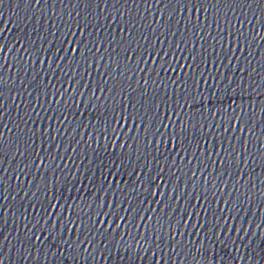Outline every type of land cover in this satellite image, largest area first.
Here are the masks:
<instances>
[{
  "label": "snow or ice",
  "instance_id": "obj_1",
  "mask_svg": "<svg viewBox=\"0 0 264 264\" xmlns=\"http://www.w3.org/2000/svg\"><path fill=\"white\" fill-rule=\"evenodd\" d=\"M81 2L85 5H93L96 0H81ZM224 2L246 3L249 8H252L254 4L258 5L257 23L260 22L261 17H264V0H224ZM169 3L175 4L177 11H169V20H166L162 25L164 31H169L171 27L172 35H176V23L181 20L177 13L180 11L189 13L181 24V39L167 47L166 50L160 47H154L150 51L144 50L143 58L141 59L137 55L135 57L137 63L131 66L128 63L124 64L123 61L130 60L132 57H108L105 60L99 55L93 56L92 48L89 46L91 44L90 34L85 36L87 28L90 27L86 19L78 27L73 24L66 32H62L60 45L46 50L49 56L47 64L43 59L45 50H38L31 44L28 45L25 52L26 59L31 61V53L39 52L40 66L46 67L51 75L59 77L62 74L74 77L78 66H83L87 70H92L95 66L97 75L107 77L102 81L105 86L98 87L96 92L90 93L87 98L82 99L83 92L76 95L75 104L72 106L83 104L89 110H95L97 107L103 108L100 122L96 125L99 132V136L96 138L97 142L102 138L103 143L112 148L116 146L117 141H120V148H124V141L132 139L133 143L137 145V153L132 157L136 165L135 168L132 166L129 154L121 152V156L115 162L109 158L108 163L102 166V168L109 169L106 174L99 168L97 169L100 172V182L97 184L96 180L91 177L94 186H90L94 193L99 192L100 195L91 201L73 202V198L67 194L69 192L68 177H63V174L62 180L50 176L47 182L41 181L36 186L37 191L32 193L33 197L39 196L36 203L40 209H47L45 216L39 217V221H42L43 225H47L49 223L47 217L51 216L53 225L63 221L68 231H72L75 225L76 232L81 235L91 231H96L97 234L101 231L106 233L112 225L114 215L116 227L128 228L130 225L140 227L143 221L144 234L151 233L158 241L157 247H159V242L168 241L170 235L172 242L179 246L180 241L176 240V235H183L182 230L189 227V221L199 218L204 223L193 222L191 227L206 228V239L214 237L217 244L228 247L230 250L235 249L237 252L249 250L250 253H254L252 246L259 240L260 248L258 250L264 251V229L259 233L256 231L260 225L250 227L249 222L241 224L239 220L242 217L237 218V223L233 225L231 216L225 223H221L223 218L219 214L234 212L239 207L238 203L225 199L220 203L219 208H212L208 203L210 191L208 186L211 185L212 189H216V182L221 175L228 174L229 168L240 165L241 153L222 147L219 136L220 125L225 126V133L229 131V125L232 131H235L239 125V130L244 132L245 125L252 124V110L257 107L255 104V100L258 98L257 93H264V81L258 83L251 73L247 78H243L234 76L232 72H216L213 75L211 71L204 69L205 65L211 69L214 64H218L222 68L227 66L235 71L236 65L233 63L236 52L235 45L241 43L240 52L243 53L244 40L248 34L241 32L235 24L232 25L230 31L227 30L229 22L223 17L220 18L219 23H215L218 30L215 36L205 31L213 27V23L209 21H216L215 10L220 0H169ZM209 7L213 10L212 14H209ZM173 16H175V22H171ZM3 31L4 28H0V32ZM184 32L188 34L186 47L183 39ZM193 34L198 38L196 55L192 54L194 51L191 43ZM141 39L145 38L141 37ZM205 39L213 41L215 48L212 45L204 48ZM131 40H134V37L121 39L122 51L130 46L129 41ZM101 43L99 40L96 41L97 52H99ZM106 43H115V40L110 37ZM153 44H156L155 39ZM209 48H211V52H209ZM182 50L186 51L188 55L180 56ZM3 51V47H0V52ZM11 51L9 48L8 52ZM105 52H107V48H105ZM201 53L209 54L201 55ZM149 56H151V60L148 59ZM53 57L56 59L55 66L52 64ZM102 60L103 64H101ZM197 61L199 62L197 63ZM132 71L142 72L145 76L142 83L138 78L134 81L138 86L135 88L132 86L131 75H128ZM239 71L243 73L244 68L241 67ZM82 75L87 77L89 72L85 71ZM162 77L170 78L163 79ZM125 81H127L126 84ZM75 82L76 80H73V83ZM3 83V77L0 76V86ZM56 83H60L59 78ZM150 83L151 88H149ZM33 85H36L33 91L39 93L34 104H38L45 95L49 102H52L53 93L47 91L50 84H45L41 77L39 83L35 79L31 80L28 87ZM66 85L67 81H65L63 90L58 89L55 93L59 99L54 102L61 112L64 111L61 103L70 104L75 92L74 88L69 91ZM82 87H87V85ZM2 98L0 95V99ZM248 101H252V103H247ZM258 107L264 112V104H260ZM64 120L66 121L67 117H64ZM213 121L216 123L214 124ZM213 127L218 133L215 137L216 151L214 155L211 133ZM48 128L49 126L46 124L43 129L44 136H47ZM248 132H252V128H248ZM38 133L39 128L37 133L23 131L20 133L21 143L26 145L24 150L19 152L21 156L29 155L32 147V135ZM92 135L95 134H90V139ZM7 143L3 131L0 130V151H3ZM247 143L248 141L245 140V144ZM43 144L46 151L45 145H48V141L44 140ZM205 145L207 146V156L204 151ZM141 146L143 153L139 151ZM129 147L131 146L129 145ZM35 148L37 150L34 161L35 168L51 170L52 161L47 156H41L39 141L36 142ZM261 148L264 149V143L261 144ZM150 149L151 151H149ZM16 151L13 149L14 153ZM185 157L188 158L187 164H185ZM206 159L212 160L214 172L205 170ZM124 160H127L128 163L125 164ZM145 160L147 163H144ZM32 163L33 160L29 157V164ZM244 163H247V159L244 160ZM154 165L156 166L153 167ZM113 168L116 171L113 172L111 170ZM24 170L22 168L21 172ZM122 173L128 177H135V179L126 180ZM240 175L239 172L236 173L237 180ZM173 177H175V182ZM201 182L205 189L203 192H201ZM75 184L79 185L80 181L76 180ZM4 187L0 184V189ZM224 187V185L222 188L220 187L221 192L224 191ZM105 192L109 193L107 202ZM211 196L213 198L217 196L216 190L211 192ZM120 197H123L124 202L128 205L124 209L127 212L128 224L122 225L121 222L125 220V216L116 214L120 212ZM97 201H99L98 204ZM177 204H180L179 208H177ZM229 204H231V208L228 207ZM144 205H148V207H144ZM25 211L27 209L20 212L22 217ZM177 213H182L183 216L181 217ZM173 215H175V220L171 219ZM97 216L100 218L99 222L96 220ZM134 217L135 223L131 224ZM221 228H224V240L219 239ZM48 231L57 238L59 237V233L53 232L52 228H49ZM228 233H233V237H229ZM48 238L51 239V237ZM36 239L40 240V237L37 236ZM165 246L167 245L165 244ZM216 256L215 264H221L219 253ZM236 259L237 264H240L241 260H244L245 264H252L256 258L237 256ZM156 264H160L159 259ZM197 264H214L211 242L204 250V258Z\"/></svg>",
  "mask_w": 264,
  "mask_h": 264
}]
</instances>
